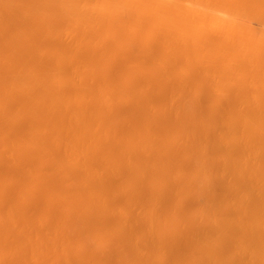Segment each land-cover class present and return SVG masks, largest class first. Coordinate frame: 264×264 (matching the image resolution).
Here are the masks:
<instances>
[{
  "label": "bare ground",
  "instance_id": "obj_1",
  "mask_svg": "<svg viewBox=\"0 0 264 264\" xmlns=\"http://www.w3.org/2000/svg\"><path fill=\"white\" fill-rule=\"evenodd\" d=\"M0 264H264V0H0Z\"/></svg>",
  "mask_w": 264,
  "mask_h": 264
}]
</instances>
